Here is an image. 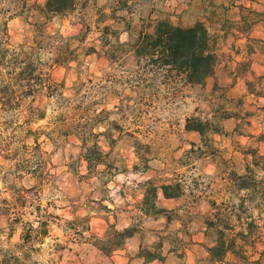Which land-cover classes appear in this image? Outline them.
I'll list each match as a JSON object with an SVG mask.
<instances>
[{
    "label": "rangeland",
    "instance_id": "obj_1",
    "mask_svg": "<svg viewBox=\"0 0 264 264\" xmlns=\"http://www.w3.org/2000/svg\"><path fill=\"white\" fill-rule=\"evenodd\" d=\"M118 1L80 0L75 11L46 19L40 13L46 0H0V29L6 25L11 43L7 58L16 63L15 74H23L7 89L8 72L14 69L0 68V201H14L17 192L28 198L17 208L19 223L11 226L0 215V243L13 247L28 235L30 264H126L132 254L151 251L161 256L168 249L174 253L162 255L164 264H210L205 249L190 244L209 242L204 221L212 202L233 195L224 170L241 171L242 147H259L264 155V140L249 135L264 131V110L258 109L264 107V97L246 95L245 80L234 79L238 62L249 59L253 74L248 78L264 75V43L245 35L223 39L217 29L220 22L231 25L241 18L242 3L264 11V0H127L138 28L149 16L181 26L207 17L216 22L210 27L219 36L220 63L214 76L204 85H180L177 90L159 83L142 87L133 54L115 60L105 52L97 11L105 8L109 13ZM40 26L48 35L37 32ZM84 27L85 40L72 41L78 51L70 54L69 63H58L59 35L69 38ZM250 37L264 41V22ZM127 38L123 33L122 39ZM89 47L97 52L86 53ZM29 76L35 79L23 78ZM241 96L243 112L259 114L251 118V126L239 129L243 135L235 131V119L225 118L239 106ZM103 108L109 113L98 116ZM34 112L43 117L34 119ZM198 115L224 127L223 134L209 135L210 148L201 144L199 132L186 128L187 118ZM83 117L99 133L107 165L90 167L81 159L82 142L69 123ZM224 161L230 162L228 167ZM150 182L181 185L182 194L175 198H165L158 190L157 205L166 210L159 215L142 211ZM42 221L48 222L46 234ZM110 226L134 228L133 238L126 241L137 244L102 251L99 247L113 237Z\"/></svg>",
    "mask_w": 264,
    "mask_h": 264
},
{
    "label": "trees",
    "instance_id": "obj_2",
    "mask_svg": "<svg viewBox=\"0 0 264 264\" xmlns=\"http://www.w3.org/2000/svg\"><path fill=\"white\" fill-rule=\"evenodd\" d=\"M79 3L80 0H46L40 8V13L46 19H50L55 15L75 11ZM118 4L112 7L109 13L105 8H100L97 11L98 17L95 22L97 30L100 32L101 45L103 48L107 47L105 52L115 60L125 54L135 56L140 71L139 83L142 84V87H154L151 85L159 83L177 90L180 85H204L208 78L214 76L220 63L219 36L210 30V27L216 24L215 21L207 17L206 21L197 20L192 25L181 26L172 23L168 18L149 16L146 19H141L142 23L138 28L132 24L130 15L133 11L132 6L128 5V1L121 0L118 1ZM239 7L241 10L239 20L233 21L231 25L220 22L221 27L217 29V31H223L220 38L227 39L229 36H234L239 39L245 35L249 41L264 43L261 39L250 37L251 30L259 23L264 22V11L255 9L252 4L248 6L242 3ZM215 12L217 13V10ZM108 20H112L113 23L107 22ZM87 30L88 27H84L77 35L69 38L59 35L60 53L56 59L58 63H69L70 54L78 51L77 47L72 48V41L83 42ZM37 32L48 35L43 26L38 27ZM123 33L128 34V38L125 40L122 39ZM10 45V35L5 25L2 30L0 29V68L6 66L14 69L13 74L8 72L10 83L4 85L7 89H9V85H12V81L17 79V75H23L20 74L21 72L15 74L16 63L7 58ZM249 46L253 48L255 45ZM262 48L264 49V46ZM85 52L90 54L97 51L95 47H89ZM251 63L250 59L238 62L234 72L235 80L240 77L244 78L248 72H251ZM38 77L43 80V73L41 72ZM23 78L35 79L33 76ZM245 80L246 95L252 94L257 99L264 97V75L253 80L247 78ZM30 82L27 83L29 86L32 85ZM223 97L225 96L223 95ZM244 98L245 96L239 97L237 100L239 106L236 107L238 109L225 116V118H233L237 121L235 131L237 130L240 135L243 133L239 129L245 124L251 126V118L259 115L252 111L243 112L245 111L242 108ZM2 102L6 104L7 101ZM258 109L264 110V107H258ZM105 113L108 114L109 111L103 108L98 116ZM33 114L34 119L43 117L41 113L34 112ZM82 114L87 115V112L83 109ZM261 122L264 125V118ZM69 124L74 127L82 142L81 159L86 161L90 167L100 164L107 165L108 152L103 149L100 140L96 138L99 133L92 131L91 123L87 118L74 119ZM186 128L199 132L201 144L206 148H210L212 145L210 134L224 133L222 125L199 115L188 117ZM249 135L257 139L258 142L264 140V131L259 136ZM239 151L245 160L241 171L224 170L228 172V175L224 177L227 189L233 195L228 200L213 201L212 211L204 221V235L209 242L201 244L208 254L207 261L210 264H264V155L260 153L259 147H242ZM227 163L230 162L224 161L226 166ZM159 189L167 198H175L182 194L180 183L157 186L150 182L144 188L142 201V211L146 215H159L166 212L156 202ZM27 201V196L21 192L14 195V201L3 199L0 201V215L7 216L6 220L11 226L19 223L20 215L18 214L20 213L17 208L25 205ZM40 225L42 228H46L48 222L42 221ZM110 228L113 237L107 239V246L99 247L104 252L119 248L136 231L129 227L123 230L113 226ZM0 229H2L1 226ZM11 229V231L14 230V228ZM44 233H48L47 228ZM26 236L28 235H24L22 243L13 247H5L0 243V264H30L32 247H27L29 237ZM140 256H143L147 261L163 258L162 254L160 256L151 251H146V254L140 253Z\"/></svg>",
    "mask_w": 264,
    "mask_h": 264
},
{
    "label": "crops",
    "instance_id": "obj_3",
    "mask_svg": "<svg viewBox=\"0 0 264 264\" xmlns=\"http://www.w3.org/2000/svg\"><path fill=\"white\" fill-rule=\"evenodd\" d=\"M248 73H251V74H253V71H252V63H251V72H248ZM248 73L245 75V77L243 78V77H240V78H242V79H244L245 80V78H247L248 80H250L249 78H248ZM240 78H238V79H240ZM255 78V77H254ZM234 79H235V73H234ZM238 79H236V80H238ZM246 81V80H245ZM246 83V82H245ZM162 191V190H161ZM163 193V192H162ZM164 195V194H163ZM165 197V196H164ZM165 198H167V197H165ZM169 199V198H168ZM133 238V236H131L130 238H128V239H132ZM127 239V240H128ZM129 242H131L130 244H137V241H126V243L124 244V245H127V244H129ZM140 242V241H139ZM204 241H193L190 245H199V246H201V247H203L202 246V244L201 243H203ZM204 248V247H203ZM126 250H127V248H125L124 249V251L126 252ZM164 250H165V247H164ZM188 252H189V250H187ZM174 253V251L173 250H171V249H168V250H166V252H165V254H163L162 253V255L163 256H167V255H171V254H173ZM133 255V258H129V257H127V260H126V264L129 262V259H131L130 260V263L131 264H134V263H138V264H155L156 262H160V264H164V261L161 259H155V260H152V261H147L143 256H140V255H135V254H132Z\"/></svg>",
    "mask_w": 264,
    "mask_h": 264
}]
</instances>
